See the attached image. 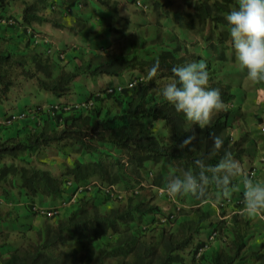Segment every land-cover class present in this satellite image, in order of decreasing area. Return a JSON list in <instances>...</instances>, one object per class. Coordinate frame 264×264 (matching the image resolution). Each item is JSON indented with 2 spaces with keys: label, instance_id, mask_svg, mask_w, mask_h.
I'll return each instance as SVG.
<instances>
[{
  "label": "trees",
  "instance_id": "obj_1",
  "mask_svg": "<svg viewBox=\"0 0 264 264\" xmlns=\"http://www.w3.org/2000/svg\"><path fill=\"white\" fill-rule=\"evenodd\" d=\"M96 1L107 10L100 26H109L110 17L117 14V2ZM14 2L21 5L19 23L23 29L43 23L60 26L45 11L51 5L74 4L64 0H0V20L1 13ZM147 2L148 19L136 22L129 34V48L90 51L70 69L44 46L16 53L0 43V102L7 99L18 77L31 80L42 92L62 97L72 92L75 79L81 75L120 78L132 71L139 73L134 78L136 84L121 92L103 96L91 93L87 99H93L94 107L89 112L75 110L65 117L60 113L55 117V127L49 130L34 129L0 138V264H188L186 254L199 264H264V242L252 239L249 218L239 212L227 219L221 212L216 218L214 211L202 207L209 199L233 196L237 176L227 186V194L210 181L201 196L175 197L181 206L171 221L159 220L163 212L156 202L155 188L167 187L174 174L198 170L196 159L214 166L225 151L238 163L248 153L245 137L234 138L228 131L237 118L230 107L235 98L231 84L218 76L211 63L228 60L226 51L232 44L225 16L237 0H183L184 27L204 38L213 57L192 51L184 38L166 28L163 21L172 14L173 0ZM157 59L158 72L148 78ZM200 60L207 62L209 86L220 90L226 105L202 128L175 111L160 94L174 78V65ZM115 105L118 108L111 112ZM156 121L165 133L155 130L152 124ZM214 135L224 141L219 150L213 147ZM188 136L193 139L181 146ZM47 148L62 159L58 174L27 159ZM66 180L72 183L66 185ZM93 180L115 184L121 196L109 198L98 189L81 190L72 209L52 218L44 216L36 227L21 221L23 215L13 206L22 202L26 219L35 214V198L65 200ZM237 195L243 197V191ZM20 221L18 242L13 243L11 226ZM204 228L215 231L223 243L195 260L194 249L204 244L195 238Z\"/></svg>",
  "mask_w": 264,
  "mask_h": 264
},
{
  "label": "rangeland",
  "instance_id": "obj_2",
  "mask_svg": "<svg viewBox=\"0 0 264 264\" xmlns=\"http://www.w3.org/2000/svg\"><path fill=\"white\" fill-rule=\"evenodd\" d=\"M64 1H65V3H70V4L74 3L73 5H71L74 8L72 9V11L69 14L64 13V11L62 9L64 4L58 5L54 9L50 8V9H47L45 11V13L49 14L58 24H60V26L56 27L57 33H58V37H57L58 40L62 39V36H60L59 34L64 35V33H59L60 29H62L65 26V24L72 23V25H70V27H69V30L72 31L73 35L78 40H80V39L84 40V38L87 37L89 33H93V35H96L95 38L108 37V40L102 41L103 43H99V41H97V43L95 45V48L97 50H101V49L105 50L108 48L109 45H113L114 47H117V48L120 47V48L126 50L127 48H129L128 46H129V40H130V35H131L130 33H132V30H133L136 22L148 19V17H147L148 8L146 7V9H143L142 7H138L135 4L134 0H112V1L117 2V14L115 16L110 17V25L103 28L100 26V22H101V18L107 14V10L104 8V6L99 5L96 0H64ZM141 1L144 4L149 5L147 0H141ZM181 1L182 0H173L172 11L181 9L180 8ZM78 3H80L81 5L77 6ZM75 8H77V9H75ZM7 11H8V14L4 15L3 19L6 17H11L14 20V22L13 23H6L3 21V19L0 21V43H4L7 46H9L13 52H16V53L24 52V50L21 47V46H23V45H21V42L15 41V40H17L18 36L15 37L13 34L9 35V33L8 34L6 33V32H11V29H9V27H13L15 24L18 23L19 20L17 19L18 18L17 16H18V12L19 11L21 12V5L18 2L10 3V6L8 7ZM76 12H78L80 14L77 15ZM180 16H181V14H180ZM163 22L166 23V28H170V26L172 25L173 28L179 29V27H180L179 30L182 29L180 24L177 25L176 27L172 24V23L176 22L172 16V14L170 15V17L168 19H166ZM119 30H123V32H120ZM182 30L185 31L186 28L185 29L183 28ZM182 30L180 32H182ZM38 32L44 36H47V38L52 43V46L55 48V50L60 51L62 53H65V50L60 49V47H57L53 43L50 35H48L47 33H41L40 31H38ZM177 32H179V31H177ZM180 32L178 34L181 36L182 33H180ZM77 33H78V35H77ZM25 35L27 36L28 40H30L28 35L27 34H25ZM54 40L56 41L57 39H54ZM93 40H97V39H93ZM66 44H69V43H66ZM187 44H188L189 49L194 50L196 52L201 53L200 50L203 49V55L204 56H206V55L209 57L214 56V54H212L211 49L207 46V42L205 40H201V39L200 40H187ZM146 49H150V46H148ZM92 51H94V50H92ZM234 56H235V59H234ZM230 57L232 60L230 63H229V61L228 62L217 61L216 59L212 60L211 63L213 65L216 73L218 74V76L221 79H223L224 81L229 82L231 84L232 92L235 94V101L238 102V101H241L242 94H240V91L238 90L237 85L241 84V81L244 78L246 72L243 71V74H244L243 75L238 71V60H237L236 55L234 53H231ZM65 58L66 57L64 55L63 58L61 59V61L63 62L65 60ZM63 65H65V67H66L67 63L63 64ZM67 69H70V68H67ZM138 74L139 73L137 71H132V72L126 74L124 77L119 78V79H117L116 77H107V76L90 77V76H82L81 75L80 77L84 78V79H82L80 81V83L78 81L73 83V90L75 91V94L74 93L73 94L75 95V97L74 98L68 97L61 102L67 103V104H74V103L79 104L82 102H86L87 97L93 92H94V94H96L97 92H100L99 96H103L104 93L102 94V92L108 86H113L115 84H122V85L127 84L128 81L133 80L135 78V76ZM15 82L16 83L18 82L17 79L15 80ZM253 84H254V82H252V89L255 87ZM257 85L264 88V82H259V84H257ZM85 90L88 91V95H83ZM70 94H72V92ZM255 94H256L255 92H252V97H254ZM263 97L264 96H262V100H259L256 108L252 109L251 113L239 111L237 103L235 104V106L237 108L232 107L230 105L231 109L236 112L237 118H241L244 121L247 119V122L252 121V140L255 142L259 141L260 139H263V134H261L260 130L258 129V124L260 123V121L262 119L261 116L264 117V98ZM53 103H56V102H53ZM50 104H52V103H48V104L46 103L44 109H46V107ZM93 107H94V102L92 103V106L90 108L92 109ZM117 108H118V106L115 105L111 112H115ZM91 109H87L84 112H89ZM73 112H75V110H71V109L66 110V112H63L65 114L64 117L69 115V114H72ZM103 114H104V109H101L100 115L102 116ZM52 119L55 120L56 118H51V120ZM50 123L51 124H49L48 126L51 127L52 122H50ZM233 123H235V122L232 121V126H233ZM47 128H49V127H47ZM158 129H159V127L157 124V125H155V130H158ZM47 156H48V153H47ZM52 161H53V163H52ZM66 161L70 162V158H67ZM44 163L46 166H44ZM37 164H42V167L47 168L53 174L58 173V171L62 168L61 161H56L55 159L51 160L50 163L48 162L47 164L44 160L43 161L38 160ZM108 197L113 198L111 196H108ZM66 199H68V198H66ZM62 200H64V199L63 198H54V199L46 198L44 201H42V200L39 201L38 198H35L34 207L36 209L37 208L55 207L56 205L60 204V202ZM156 202L160 206V210H161V212H163V214L170 213V212H177L176 205H178L179 207L181 206V204L177 200L175 203L165 195H157ZM13 206L15 207V209H17V211L19 212L20 215L28 216L22 202H19V203L15 202V203H13ZM74 206H75V202L71 201L65 207L61 208L58 214H61L62 212H65L69 209H72ZM202 207L204 209L214 211L218 214L219 213L221 214V212H223L224 214L225 213L227 214L231 210H233V208H234V206H228L219 212L218 210H215L217 207H216L214 202L212 204L205 202L202 204ZM242 207H244L243 203L241 204V208ZM220 214L218 216H220ZM23 216H22L21 221H24V220L30 221L32 226H34V227H36L38 224H40L45 219V217L43 215L37 213L36 211H35V214H32L31 216H29L26 219H24ZM215 216H216V214H215ZM52 217H50V218H52ZM228 217H226V219ZM21 221L19 223H14L11 226L13 228V232L10 234V240L13 243L18 242V237L16 235V232L19 229V225L21 224ZM1 226H3V225L0 224V227ZM206 242H207V244H209L208 240ZM184 256H185L184 258H185L186 263H188V264L189 263L190 264H199L197 261H191L190 255L186 254Z\"/></svg>",
  "mask_w": 264,
  "mask_h": 264
},
{
  "label": "clouds",
  "instance_id": "obj_3",
  "mask_svg": "<svg viewBox=\"0 0 264 264\" xmlns=\"http://www.w3.org/2000/svg\"><path fill=\"white\" fill-rule=\"evenodd\" d=\"M225 19L239 67L246 71L251 82H264V0H237V5L226 14ZM50 54L56 60L63 58ZM158 69L159 59L149 69L148 78L154 77ZM171 71L174 78L164 85L160 94L175 111L183 113L188 121L202 128L210 123L217 111L226 107L220 90L209 86L206 61L174 65ZM192 139L193 136H188L181 146L187 145ZM212 139L214 149L219 150L224 143L223 139L218 135ZM194 164L198 170H184L181 175L174 174L168 180L166 192L169 197L183 194L201 196L210 181H214L227 194V186L233 177L239 175L244 186L243 206L247 214L255 215L264 209V183L253 182L244 175L230 152L225 151L214 166L207 165L203 159H196Z\"/></svg>",
  "mask_w": 264,
  "mask_h": 264
},
{
  "label": "crops",
  "instance_id": "obj_4",
  "mask_svg": "<svg viewBox=\"0 0 264 264\" xmlns=\"http://www.w3.org/2000/svg\"><path fill=\"white\" fill-rule=\"evenodd\" d=\"M10 6V5H9ZM180 10H173L172 11V16L173 18L176 20V22L172 23L175 27L177 25L180 24L181 28L185 29V23L186 21L182 19V12L184 10V4H183V0L181 1V5H180ZM77 9V8H75ZM77 15H79L80 13L76 12ZM3 16L8 14V11L6 12H2L1 13ZM181 14V16H180ZM20 15L21 12H18V23L15 24L13 27H9V29H11V32H6L7 34H13L15 37H17V40L15 41H19L21 42V46L22 49L25 51H28L34 47H38L39 45H33L31 43L30 40H28L27 36L24 33V29L23 26L19 23L21 21L20 19ZM148 17V16H147ZM3 22V21H2ZM70 25H72V23H68L65 24V26L60 29L59 33H64V35L59 34L60 36H62V39L58 40V33H57V29L56 27H53L51 24L49 23H43V24H34L33 27L34 29H36L37 31H40L41 33H47L48 35L51 36L53 43L57 46L60 47V49L65 50V53H63V55H65V60L62 62L61 60H58L59 63L61 64H66L67 68H73L74 66H76L77 64H79L83 58L85 57V54L94 50V51H102L101 50H97L95 48V45L97 43V41H99V43H103L102 41L104 40H108V37H99V38H95L96 35H93V33H89L87 37L84 38V40H78L76 39V37L73 35L72 31L69 30ZM8 28V27H7ZM170 28H172L173 31H175L177 34L182 30H179L177 28H173L172 25L170 26ZM65 30V31H64ZM179 31V32H177ZM189 30H182L181 36L179 35L180 38H184L187 42V40H204V38H202V36L199 33H193L192 31ZM101 33V32H100ZM78 35V33H77ZM24 39V40H23ZM54 39H57L56 41ZM93 39H97V40H93ZM27 43V44H26ZM69 43V44H66ZM105 45V44H104ZM101 46V45H100ZM111 48H116L113 45H109L108 49ZM194 51V50H192ZM200 52H196L199 54L203 55V49L200 50ZM234 53L235 54V50L233 48V46L226 51V55L228 56V60H226L225 62L229 63L232 61L230 57V54ZM235 59V56H234ZM238 71L243 74V71L240 67H239V62H238ZM246 72V71H245ZM244 75V74H243ZM84 76V75H82ZM80 76H78L74 83L76 81H78L80 83V81L84 78H79ZM124 77V76H123ZM122 78V77H120ZM119 79V78H117ZM17 83L15 82L14 85L11 87L9 93H8V97L6 100L0 102V116L7 114V113H14V112H20V111H26L27 115L19 120H16L14 123H12L10 126L7 127H1L0 128V138H4L7 136H11L14 134H23L26 133L30 130H34V129H50L52 127H55V123H57V120H51V118H55V117H51L46 109H44L45 104L47 103H53V102H61L66 98H74L75 97V91L72 90V94H68L62 97H55L50 93H45L42 92L40 90L37 89V87L33 84V82L31 80H27L24 79L22 77H18L17 78ZM259 84V82H255L253 85L255 86L252 89V82L248 79L246 73L244 78L241 81L240 85H237L238 90L240 91V94H242V99L241 101L236 102L235 98L232 101L231 106L232 107H236L235 104L237 103L238 105V110L242 111V112H252V109L256 108V106L258 105L259 100H262V96H264V88L257 85ZM248 86V87H247ZM251 87V88H250ZM252 92H255V96L252 97ZM74 93V94H73ZM83 95H88V91H84ZM262 95V96H261ZM82 97V96H81ZM264 98V97H263ZM41 105V106H40ZM237 108V107H236ZM62 114V112H58L57 114ZM65 114L63 113L62 116H64ZM70 115V114H69ZM262 119L260 121V123L264 124V117L261 116ZM49 118V119H48ZM50 122H52V126H48L49 124H51ZM235 123H233V126L228 130L229 133L234 137H241L244 136L245 140H244V144L245 147L248 150V153L246 155L243 156L242 161L239 163V165L241 166L244 175H246L247 171L249 169L254 168L256 170L255 176L253 177V182H261L264 183V162L260 161L259 158L260 156H264V133L263 134V139H260L259 141H253L252 140V121L247 122V119L244 121L241 118H237L235 121ZM159 129L156 131H160L162 133L166 132L165 128H161L160 125V121H156L153 122V126L157 125ZM259 125V124H258ZM49 127V128H47ZM257 131V130H256ZM48 151V152H47ZM48 153V156H47ZM28 156V155H27ZM27 159L32 163V164H37L38 160H44L46 162V164L51 160L55 159L56 161H61L62 159L59 155H56L52 152L49 151V149H44V150H40L39 152H34L31 153V155H29L27 157ZM46 159V160H45ZM49 159V160H48ZM55 162V161H54ZM53 163V161H52ZM44 166L45 163H44ZM48 166V165H47ZM61 170V169H60ZM59 170V171H60ZM58 171V173H59ZM56 173V174H58ZM238 181H237V185L233 190V196H237V194L240 191L244 190V186L241 180V177L238 175ZM230 195V194H229ZM206 202L212 204L213 202H215L214 199H209ZM217 210V208L215 209ZM242 215L245 216L246 218L250 219V222L252 224V239H254V241H263L264 242V222L262 221V214H264V209H262L260 212H258L255 215H249L247 214L246 210L244 209V207H242V211H241ZM216 214V216H215ZM214 216L216 218H218V214L215 212ZM231 214V211L229 213H225L223 216L226 218ZM210 230L209 228H204L202 229V231L197 235V237L195 238V240H199V241H205L208 237ZM222 240H219L218 238H215L214 240L209 241L208 246L205 249V252L208 254L210 253L212 250L220 247L222 245Z\"/></svg>",
  "mask_w": 264,
  "mask_h": 264
},
{
  "label": "built area",
  "instance_id": "obj_5",
  "mask_svg": "<svg viewBox=\"0 0 264 264\" xmlns=\"http://www.w3.org/2000/svg\"><path fill=\"white\" fill-rule=\"evenodd\" d=\"M134 2L138 7H142L143 9H146V7H147V4H144L141 0H134ZM80 5H81L80 3L77 4V6H80ZM57 6L58 5H51L50 8L54 9ZM73 8H74L73 6L67 5V4H64L62 7L65 14H69ZM3 21L6 23H13L14 22V20L11 17H6L3 19ZM24 30H25V34L28 35V37H29V39L33 45L41 44L42 46H44L45 51L47 53H49V54L53 53L57 57H63V53L55 50V48L52 46V43L49 41L47 36L40 34L38 31L32 29L30 26L25 27ZM136 82H137V80L133 79V80L128 81L127 84H124V85L115 84L113 86H108L107 88H105L103 90L102 94L103 93L104 94H114V93L121 92L124 87H132L133 85L136 84ZM96 95H100V92H97ZM92 103H93L92 99H87L86 102H82L79 104L78 103L77 104L76 103L67 104V103H62V102H56V103H52V104L48 105L46 107V111L51 117H56L58 112L63 113V112H66V110H70V109L71 110H87V109H90V107L92 106ZM26 115H27V112L25 110L20 111V112L7 113L4 115H1L0 116V128L10 126L16 120L22 119ZM258 129L260 130L261 133H264V124L259 123ZM259 160L264 162V156H260ZM121 161L125 165L127 164L125 158H122ZM255 173H256V170L254 168H252V169H249L247 171L246 176L253 179V177L255 176ZM150 175L151 174L149 172V176ZM143 182L144 181H140L139 183L143 184ZM71 183H72L71 180H66V185H70ZM94 189H98L99 191H101L106 196H111V197L121 196V191L116 187L115 184H101L98 181L93 180V181L87 182L86 184H84L82 186H79L77 188V191L73 195H70L68 197V199H66V200H62L60 202V204L56 205L55 207L37 208V209L34 207V210L43 216L52 217V216L58 214L60 209L65 207L69 202H71V201L75 202L78 192H80L81 190L92 191ZM155 191H156L157 195H165L169 199H171L173 202L176 203V199L169 197V195L167 194L166 187H156ZM214 203H215L217 210L219 212L228 206H234L233 210H231V213H234V212L240 213L242 211L241 204L243 203V197H241L240 195H237V196L225 195L219 199H216ZM176 209L177 210L179 209L178 205H176ZM175 214H176V212L161 214V215H159V220L161 222L171 221L175 217ZM261 217H262V221L264 222V214H262ZM215 238H217L216 232L210 231L208 234L207 240L211 241ZM207 240L204 241L203 245H200L199 247L194 249L195 250V253H194L195 260L200 258V256L202 255V253L204 252V250L208 246V244L206 242Z\"/></svg>",
  "mask_w": 264,
  "mask_h": 264
}]
</instances>
